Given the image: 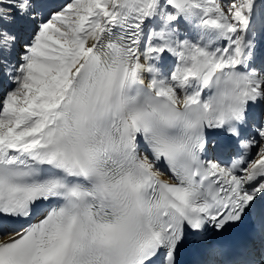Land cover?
Wrapping results in <instances>:
<instances>
[{
    "label": "snow or ice",
    "instance_id": "6c2138e0",
    "mask_svg": "<svg viewBox=\"0 0 264 264\" xmlns=\"http://www.w3.org/2000/svg\"><path fill=\"white\" fill-rule=\"evenodd\" d=\"M4 236L0 264H264V0H0Z\"/></svg>",
    "mask_w": 264,
    "mask_h": 264
},
{
    "label": "rangeland",
    "instance_id": "374dc122",
    "mask_svg": "<svg viewBox=\"0 0 264 264\" xmlns=\"http://www.w3.org/2000/svg\"><path fill=\"white\" fill-rule=\"evenodd\" d=\"M222 6H224V3H222Z\"/></svg>",
    "mask_w": 264,
    "mask_h": 264
}]
</instances>
